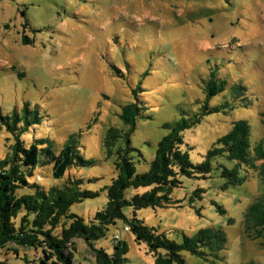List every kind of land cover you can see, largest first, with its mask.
Returning a JSON list of instances; mask_svg holds the SVG:
<instances>
[{
  "label": "rangeland",
  "instance_id": "1",
  "mask_svg": "<svg viewBox=\"0 0 264 264\" xmlns=\"http://www.w3.org/2000/svg\"><path fill=\"white\" fill-rule=\"evenodd\" d=\"M212 72L228 87L210 106L228 103L234 109L209 114L183 133V150L193 163L235 120L248 122L252 145L264 142V0H0V158L13 144L1 117L20 113L25 104L40 116L25 139L48 138L60 150L66 139L76 138L94 164L74 166L66 177L81 179L80 188L96 196L70 211L89 222L106 204L105 187L116 177L103 141L109 127L125 130L122 107L137 102L143 108L131 137L136 172L143 173L168 133L162 125L199 112ZM233 84L247 88V105L231 93ZM233 165L218 157L208 177H179L174 204L144 208L135 217L176 243L200 229L225 233L220 258L184 252L186 264H264V233L244 228L248 207L264 197V181L243 168V184L226 187L222 167ZM30 182L45 189L60 184L51 167L37 169ZM147 189L129 188L125 195L130 199ZM124 214L134 218L130 207ZM125 226L117 221L92 246L75 239L72 264H97L92 248L113 254L115 235L128 248L124 264H155L147 245ZM40 258L34 248L19 257L0 250V261L8 264H42Z\"/></svg>",
  "mask_w": 264,
  "mask_h": 264
},
{
  "label": "trees",
  "instance_id": "2",
  "mask_svg": "<svg viewBox=\"0 0 264 264\" xmlns=\"http://www.w3.org/2000/svg\"><path fill=\"white\" fill-rule=\"evenodd\" d=\"M227 87V81L216 78L213 72L210 74L204 86L206 100L199 112L162 125L168 133L158 141L148 169L143 173L136 172L132 155L135 149L131 144L136 119L143 108L137 102L123 106L119 119L125 130L109 127L103 141L106 157L114 158L116 177L105 187L106 204L89 222L70 211L74 204L96 196L80 188L81 179L66 177L74 166L94 164V160H88L81 154L76 138L70 136L60 150L48 138L25 139L30 128L40 122L38 112L27 104L20 113L14 111L10 117H1L12 135L13 144L10 152L0 158V250L6 249L19 257L21 250L34 248L41 251L43 258L39 260L42 264H72L75 239H82L92 246L106 236L110 226L121 220L126 224L124 230L128 228L125 231H131L135 240L139 244L145 243L154 254L155 264H186L184 252L203 258H220L219 254L227 243L222 230L200 229L191 237L184 236L182 243H176L146 226L135 217V212L174 204L171 196L173 190L181 186L179 177H208L213 170L212 161L218 157L234 162L231 168L222 167L221 176L226 180V187L243 184L246 179L241 175L243 168L257 172L264 181V142L251 144L250 126L245 120L233 121L229 131L217 139L200 163H193L189 153L183 150V133L186 130L199 125L209 114L226 108L234 109L228 103L214 107L209 104ZM230 91L234 96L242 97L247 105L245 86L233 84ZM46 167L52 168V177L60 182L59 185L45 189L36 182H30L37 169ZM140 187L149 189L142 194H134L130 199L126 197L125 192L129 188ZM21 189L30 192L21 194ZM126 207L133 210L134 218L125 216ZM244 221L246 233L254 230L264 233V197L256 199L248 207ZM61 225L60 231L56 232ZM114 241L111 255L103 248H92L97 264L125 263L127 245L115 238ZM0 264L8 263L0 261Z\"/></svg>",
  "mask_w": 264,
  "mask_h": 264
},
{
  "label": "built area",
  "instance_id": "3",
  "mask_svg": "<svg viewBox=\"0 0 264 264\" xmlns=\"http://www.w3.org/2000/svg\"><path fill=\"white\" fill-rule=\"evenodd\" d=\"M125 230H128V228H125ZM114 238L116 241H119V237L117 235Z\"/></svg>",
  "mask_w": 264,
  "mask_h": 264
}]
</instances>
